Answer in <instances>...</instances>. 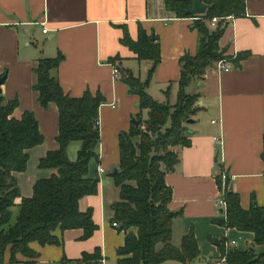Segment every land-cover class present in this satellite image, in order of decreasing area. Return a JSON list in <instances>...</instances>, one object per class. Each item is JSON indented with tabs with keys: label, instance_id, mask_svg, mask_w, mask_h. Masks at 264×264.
Here are the masks:
<instances>
[{
	"label": "crops",
	"instance_id": "crops-1",
	"mask_svg": "<svg viewBox=\"0 0 264 264\" xmlns=\"http://www.w3.org/2000/svg\"><path fill=\"white\" fill-rule=\"evenodd\" d=\"M245 7L244 14L229 18L220 37L227 68H221L217 60L186 86L187 92L198 93L199 108L193 121L186 122L191 145L174 147L180 160L165 174L173 190L169 205L181 210L173 218L172 242L179 246L193 227L201 249V255L190 264H228L218 260L221 250L211 238L235 239L233 246L241 249L253 244V232L219 222L226 216V210L216 203L221 193L219 175L229 174L243 207H250L254 200L264 204V0H246ZM194 18L177 15L167 8L165 0H0V73L6 70L2 92L7 100L18 98L15 117L34 111L44 135L42 143L29 148L27 168L16 173L22 195L31 196L36 180L56 171L38 164L48 150L59 146V107L53 101L46 107L40 104L39 92L33 88L39 58L63 54L55 73L71 96L86 90L100 91L104 96L98 116L99 157L90 161V173L100 177L98 189L79 202L84 210L92 208L98 226L88 238L82 237V227L57 228L60 243L33 241L31 246L39 252L38 264L81 258L84 251L91 252L96 246L103 253L102 264H117V248L125 241V231L114 225L112 203L120 199L121 191L110 171L116 166L119 169L120 132L130 128L137 114L143 120L149 116L122 75L131 70L145 80L152 64L150 58H139L121 37L126 28L136 39L140 25L157 36L161 60L147 89L155 99L175 104L180 90V58L185 53L194 54L199 43ZM216 22L210 19L212 27ZM112 57H117L115 62ZM114 64L120 71L117 77ZM79 145L78 140L68 145L72 159ZM257 247L263 249L262 245ZM5 255L0 264H19L9 262V250ZM19 258L25 257L21 254Z\"/></svg>",
	"mask_w": 264,
	"mask_h": 264
},
{
	"label": "trees",
	"instance_id": "trees-1",
	"mask_svg": "<svg viewBox=\"0 0 264 264\" xmlns=\"http://www.w3.org/2000/svg\"><path fill=\"white\" fill-rule=\"evenodd\" d=\"M203 1L208 4V10L192 14L187 8L192 6L193 0H165L167 8L177 15L195 17L199 35L195 53H185L180 58V90L175 104L155 99L147 89L161 60L157 36L140 25L136 39L126 28L121 37L139 58H150L152 64L145 80L131 70H125L122 75L130 92L139 95V106L147 109L149 116L143 120L137 114L140 122H133L128 130L119 134L120 163L113 176L121 197L112 206L113 220L123 223L120 229L125 231V241L117 248V264H156L171 259L190 264L201 255L193 227L182 237L179 246L172 242L173 218L180 215L181 210H173L169 205L173 190L166 183L165 174L180 160L174 147L191 145L186 122L199 108L198 93L187 92L186 86L195 76H202L209 65L227 56L220 37L229 18L244 14L246 9V0ZM213 16L218 17L215 27L210 23ZM62 57V53L40 57L34 68L37 81L33 88L39 92L40 104L46 107L53 101L59 107V146L40 158V167H54L56 171L38 178L31 196L21 194L16 173L27 168L29 148L42 143L44 135L33 110L15 117L13 111L18 106V98L7 100L3 92L0 93V263L5 261L9 250V262L38 264L39 252L31 246L33 241L60 243L55 233L57 228L63 231L82 227V237L88 238L98 226L93 220L92 208L84 210L79 202L84 195L94 194L98 189L100 177L90 173V161L99 157L98 116L104 96L100 91L91 90L75 97L67 93L55 73ZM116 58L112 57L111 61L115 62ZM2 74H6V70ZM77 140L79 149L72 159L68 145ZM217 182L221 188L222 175L217 177ZM229 185L230 179H227L223 195L227 203L226 216L219 222L226 227L253 232V244L246 249L226 248V237L211 238V241L226 255L228 264H264V204L254 200L250 207H243L240 193ZM19 196L22 198L17 203ZM260 245L261 250L257 247ZM21 254L25 258L20 259ZM102 259L101 248L96 246L91 252L84 251L81 258L66 257L56 264H102Z\"/></svg>",
	"mask_w": 264,
	"mask_h": 264
},
{
	"label": "built area",
	"instance_id": "built-area-1",
	"mask_svg": "<svg viewBox=\"0 0 264 264\" xmlns=\"http://www.w3.org/2000/svg\"><path fill=\"white\" fill-rule=\"evenodd\" d=\"M218 20V17L217 16H213L211 18V21L212 22H215ZM44 30H47L46 27H43ZM218 65L221 67V68H227V65H226V62H225V58L224 59H220L218 60ZM113 71H114V75L117 77L119 74H120V71L117 67L116 64H114V67H113ZM100 171H103L102 168H100ZM228 176L229 174L227 173H223L222 174V186H221V193L220 195L216 198V203L221 206L224 210H226L227 208V203H226V200L224 198V190H225V185H226V181L228 179ZM119 223L117 221L114 222V225H118ZM236 243V240L235 239H230V240H226L225 241V247L228 248L230 246H233L234 244ZM219 261H226V255H222L221 258L219 259ZM203 264H210L209 262H203Z\"/></svg>",
	"mask_w": 264,
	"mask_h": 264
},
{
	"label": "water",
	"instance_id": "water-1",
	"mask_svg": "<svg viewBox=\"0 0 264 264\" xmlns=\"http://www.w3.org/2000/svg\"><path fill=\"white\" fill-rule=\"evenodd\" d=\"M208 4L205 3L203 0H193V3H192V6L187 8V12L188 13H195V14H203L205 13L208 8H207ZM6 77L5 74H1L0 73V93L3 91L2 90V87H1V83L3 82L4 78ZM189 122L193 121V118H189L188 119ZM133 122L135 124H138L140 122V119L137 118V117H134L133 118ZM118 171V167H114L113 170L110 171V174L111 175H114L115 173H117ZM230 187H232V184L229 185ZM119 228H122L123 227V223H120L118 225Z\"/></svg>",
	"mask_w": 264,
	"mask_h": 264
},
{
	"label": "rangeland",
	"instance_id": "rangeland-1",
	"mask_svg": "<svg viewBox=\"0 0 264 264\" xmlns=\"http://www.w3.org/2000/svg\"><path fill=\"white\" fill-rule=\"evenodd\" d=\"M219 260V259H218ZM218 260H216V261H218ZM226 262V261H225ZM162 264H180V262L178 261V260H171V261H166V262H164V263H162ZM191 264H194V262L193 263H191Z\"/></svg>",
	"mask_w": 264,
	"mask_h": 264
}]
</instances>
